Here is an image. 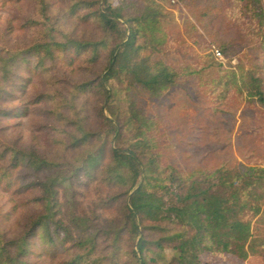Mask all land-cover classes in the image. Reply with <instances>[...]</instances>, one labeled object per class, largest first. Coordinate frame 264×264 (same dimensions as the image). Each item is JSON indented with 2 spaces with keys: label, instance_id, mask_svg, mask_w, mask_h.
<instances>
[{
  "label": "trees",
  "instance_id": "trees-1",
  "mask_svg": "<svg viewBox=\"0 0 264 264\" xmlns=\"http://www.w3.org/2000/svg\"><path fill=\"white\" fill-rule=\"evenodd\" d=\"M37 1L39 18L0 28V193L8 196L0 202V264H200V255L227 254L246 261L264 208V166L181 169L163 117L148 107L208 68L210 101L246 96L264 105V73L229 70L207 55L212 43L224 54L234 48L216 19L262 26L263 0H179L197 12L176 40L159 0ZM90 26L95 36L80 28ZM16 28L39 36L17 45ZM187 50L198 52L195 61H184ZM59 68L73 78L85 72L65 96L54 81ZM34 113L46 121L40 128L54 155L3 139L9 122ZM79 190L89 193V212ZM167 248L176 256L168 259Z\"/></svg>",
  "mask_w": 264,
  "mask_h": 264
},
{
  "label": "rangeland",
  "instance_id": "rangeland-1",
  "mask_svg": "<svg viewBox=\"0 0 264 264\" xmlns=\"http://www.w3.org/2000/svg\"><path fill=\"white\" fill-rule=\"evenodd\" d=\"M159 1H162V4L167 8L171 39L176 40L183 33L186 23H195L196 4L191 2V5H186L178 0V4L170 6L166 1ZM110 2L115 6L119 4V0H110ZM227 5L229 6L228 3ZM39 8L40 2L37 0H24L20 3L0 0V28L7 26L9 22L13 23L14 19L15 22H19L26 17L39 18ZM222 10L223 6L218 9L217 13H222ZM53 12L54 15H59L58 9H53ZM64 19L63 22H68V19ZM230 20L231 18L222 16L214 21V25L219 29L220 35L234 45V48L229 54L221 52L222 58H216L212 50L214 48L220 50V48L217 44L212 43L207 55L229 70L239 72V68L244 67L245 71L257 69L260 74L264 73V24L262 26L254 25L250 19L243 18L247 26L241 29L233 26ZM80 28L88 37L98 33L94 26ZM38 36L39 34L35 30L26 32L21 28H16L11 37L12 43L26 46ZM187 51L189 52H187V56H184V61L186 63L195 61V53L198 52L196 50ZM171 57L175 61L178 59L176 56ZM71 75V71H64L61 68L54 73L56 87L63 96L69 94L72 83L85 77V72L76 78ZM210 76L211 70L208 68L203 72V76H200L201 81L191 76L186 82L168 91L165 99L149 104V111L155 115H161L164 119L165 135L170 139L169 152L173 162L183 170L200 166L211 167L238 163L263 167L264 105L257 99L251 100L246 96L242 101L239 100L240 102H235L232 98L221 104L210 101L208 91ZM83 98L84 96L79 101L83 102L81 100ZM105 114L107 113L105 112ZM45 124L46 121L43 117L36 113L27 118L14 120L7 124L8 128L3 139L10 141L18 138L25 146L32 145L41 153L54 155L53 146L46 145L45 133L40 128ZM62 153L69 158L72 152ZM262 189L264 190V184ZM79 191L81 195L78 196L77 202H80L85 211L89 212L92 202L88 198L89 193L85 194L83 190ZM0 202L8 205V196L0 193ZM112 216H115L112 212L106 215L110 219ZM252 232L253 235L248 244L249 258L246 261L230 254L224 256L200 255V264H264L260 253L263 248L261 242L264 239V208L260 216L253 221ZM106 243L104 239L100 238L99 251L104 255L108 252L105 248ZM165 254L168 259H171L176 256L177 252L167 248ZM43 264L56 263L46 262Z\"/></svg>",
  "mask_w": 264,
  "mask_h": 264
},
{
  "label": "built area",
  "instance_id": "built-area-1",
  "mask_svg": "<svg viewBox=\"0 0 264 264\" xmlns=\"http://www.w3.org/2000/svg\"><path fill=\"white\" fill-rule=\"evenodd\" d=\"M169 2H170L171 5H176V4H178V0H169ZM212 53L215 55L216 58H222V53H221L220 50L214 48V49L212 50Z\"/></svg>",
  "mask_w": 264,
  "mask_h": 264
}]
</instances>
